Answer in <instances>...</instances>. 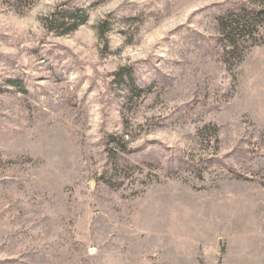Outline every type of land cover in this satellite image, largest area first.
Listing matches in <instances>:
<instances>
[{"label":"rangeland","instance_id":"1","mask_svg":"<svg viewBox=\"0 0 264 264\" xmlns=\"http://www.w3.org/2000/svg\"><path fill=\"white\" fill-rule=\"evenodd\" d=\"M242 2L0 0V264L263 263L264 44L217 41Z\"/></svg>","mask_w":264,"mask_h":264},{"label":"trees","instance_id":"2","mask_svg":"<svg viewBox=\"0 0 264 264\" xmlns=\"http://www.w3.org/2000/svg\"><path fill=\"white\" fill-rule=\"evenodd\" d=\"M18 2L22 8H30L34 0H13ZM254 5L244 2L237 10L230 11L223 16L217 18L219 25V37L217 39L221 46L222 62L225 65H238L252 46L264 44V37L260 35V29L264 28V0H254ZM88 9L80 6L62 7L58 6L46 17L43 18V25L48 32L59 34H67L80 25H83L88 20ZM106 20L98 25L99 33L102 35L105 28ZM118 80H123V76L130 77L128 71L123 70L114 73ZM7 82H13L7 81ZM131 91L135 94H140L144 90L132 83ZM113 136L108 137V141ZM127 142L122 137H116V145L120 151H127Z\"/></svg>","mask_w":264,"mask_h":264},{"label":"crops","instance_id":"3","mask_svg":"<svg viewBox=\"0 0 264 264\" xmlns=\"http://www.w3.org/2000/svg\"><path fill=\"white\" fill-rule=\"evenodd\" d=\"M262 260H263V263H260V262L255 261L253 258H251V260L249 259V264H264V258Z\"/></svg>","mask_w":264,"mask_h":264}]
</instances>
